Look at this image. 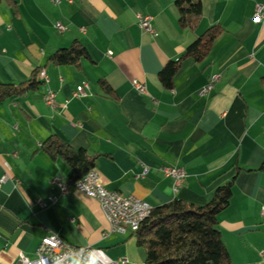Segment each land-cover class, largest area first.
I'll return each mask as SVG.
<instances>
[{
	"label": "crops",
	"instance_id": "0c3cea01",
	"mask_svg": "<svg viewBox=\"0 0 264 264\" xmlns=\"http://www.w3.org/2000/svg\"><path fill=\"white\" fill-rule=\"evenodd\" d=\"M200 4L201 18L190 30L179 27L172 0H0V84L16 86L35 71L47 79L37 76L41 85L35 91L0 102V264H16L20 255L33 260L49 234L71 246H89L103 264L145 261L134 235L120 243L102 240L109 227L96 201L72 189L61 195L48 184L69 186L71 176L61 158L41 150L49 138L93 158L104 189L133 196L151 209L172 200L203 206L234 177L217 230L230 264H259L264 21L255 24L252 16L264 0ZM136 15L151 18L150 34L134 28ZM56 23L63 33L55 31ZM212 26L221 32L205 58L183 60L172 89L165 90L158 72ZM74 42L86 59L66 66L48 61ZM82 84L84 96L73 98ZM47 91L54 95L53 107L42 101ZM172 167L185 176L177 189L161 172ZM47 198L55 204L38 209L36 200Z\"/></svg>",
	"mask_w": 264,
	"mask_h": 264
},
{
	"label": "trees",
	"instance_id": "16d2710c",
	"mask_svg": "<svg viewBox=\"0 0 264 264\" xmlns=\"http://www.w3.org/2000/svg\"><path fill=\"white\" fill-rule=\"evenodd\" d=\"M177 10V23L182 29L193 30L201 18L200 0H172ZM218 26L208 28L176 61L168 62L157 74L161 86L172 89L173 77L183 60H203L214 39L220 34ZM86 59V52L76 42L67 49L54 52L48 61L53 65H76ZM37 71L28 81L14 85L0 84V102L35 91L41 83ZM41 150L51 159L61 158L70 168L69 184L93 169V158L82 150L73 151L62 142L49 138ZM234 177L214 190L211 200L203 206L179 200L151 209L147 219L136 232V246L143 249V264H230L229 255L217 230V216L229 205Z\"/></svg>",
	"mask_w": 264,
	"mask_h": 264
},
{
	"label": "built area",
	"instance_id": "2783aa9c",
	"mask_svg": "<svg viewBox=\"0 0 264 264\" xmlns=\"http://www.w3.org/2000/svg\"><path fill=\"white\" fill-rule=\"evenodd\" d=\"M67 3H71V0H66ZM136 22L134 28L137 31L144 33H151L150 21L151 18L147 15H136ZM252 21L255 24H261L264 21V8L256 6L254 8V14ZM54 29L57 33H63L65 28L56 23ZM110 56V53H107ZM38 77L45 83L46 77L42 71L38 73ZM215 80L213 77L210 83L201 91L204 95L209 92L211 83ZM61 82V79H59ZM132 88L142 93L143 88L135 81L131 82ZM85 84L76 87L73 98H79L84 96ZM54 95L52 92L47 91L42 97L44 105L53 107ZM154 103V101L152 100ZM64 109H66L64 107ZM164 177L170 179L173 189H177L184 181V174L179 168H164L161 170ZM146 171H143L139 176L143 178ZM6 180L5 177L1 179V183ZM49 185H54L61 195H67L69 193H63L62 186L57 180L48 181ZM70 189L77 191L81 194H86L95 198L98 201V206L102 212L103 218L108 225V230L102 233L103 241H113L120 243L125 241L128 235L134 234V231L138 229L139 225L144 222L149 216V210L151 208L136 199L133 196H120L115 192L107 191L99 183L98 174L92 169L88 171V178H80L78 181L70 184ZM38 209L43 210L49 206L55 204L53 198H47L46 200L37 199L35 202ZM260 218L264 221V207L260 208ZM115 221H123V228H115ZM125 221H133V228H125ZM74 260H79L81 264H103L100 263L92 254L89 246L75 247L63 242L57 235L49 234L41 239L39 245L34 251V259L30 260L20 255L16 264H73ZM125 258H119L115 261H111L105 264H125ZM259 264H264V252L260 253Z\"/></svg>",
	"mask_w": 264,
	"mask_h": 264
},
{
	"label": "bare ground",
	"instance_id": "6f19581e",
	"mask_svg": "<svg viewBox=\"0 0 264 264\" xmlns=\"http://www.w3.org/2000/svg\"><path fill=\"white\" fill-rule=\"evenodd\" d=\"M85 87H86V85H85ZM82 178H88V172ZM61 186H62L63 193H70V184H69V186H64V185H61ZM83 195L90 198V199H93L98 204V201L95 200L94 197L86 195V194H83ZM150 212H151V210H149V214H150ZM115 228H123V221H115ZM125 228H133V221H125ZM135 232H136V230L134 231V233Z\"/></svg>",
	"mask_w": 264,
	"mask_h": 264
},
{
	"label": "clouds",
	"instance_id": "9594fccd",
	"mask_svg": "<svg viewBox=\"0 0 264 264\" xmlns=\"http://www.w3.org/2000/svg\"><path fill=\"white\" fill-rule=\"evenodd\" d=\"M73 264H81V262H80L79 260H74V261H73ZM89 264H92V262L89 261Z\"/></svg>",
	"mask_w": 264,
	"mask_h": 264
}]
</instances>
